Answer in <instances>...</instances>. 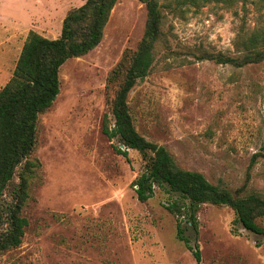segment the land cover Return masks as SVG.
<instances>
[{"label": "rangeland", "instance_id": "1", "mask_svg": "<svg viewBox=\"0 0 264 264\" xmlns=\"http://www.w3.org/2000/svg\"><path fill=\"white\" fill-rule=\"evenodd\" d=\"M84 1L0 0V87L27 33L57 38L66 13ZM256 1L178 5L173 13L163 8L175 55L158 61L133 87L128 104L136 131L164 147L178 167L231 192L264 196V62L234 68L183 59L191 60L186 53L201 46L235 56L238 36L264 28V8ZM22 15L28 26L13 28L12 17ZM145 21L138 0H117L101 43L61 66L59 93L38 128L42 180L23 211L22 243L0 255V264H197L176 239V219L164 207L176 195L156 188L147 202H138L139 153L129 150L125 159L116 152L117 139L102 132L106 114L113 124L107 75L125 49L136 48ZM234 219L227 206L199 208V264H264V236ZM258 224L264 230V219Z\"/></svg>", "mask_w": 264, "mask_h": 264}, {"label": "trees", "instance_id": "2", "mask_svg": "<svg viewBox=\"0 0 264 264\" xmlns=\"http://www.w3.org/2000/svg\"><path fill=\"white\" fill-rule=\"evenodd\" d=\"M138 1L146 10L143 36L135 49L123 51L107 75L105 90L113 124L110 126L106 114L102 132L109 140L117 139L116 152L125 159H128L129 150L139 153L144 171L133 181L138 202H147L156 188L176 195L164 207L176 219V239L199 264V208L206 204L227 206L235 214V224L250 233L264 236V230L258 224L264 219V196L243 193V188L231 192L211 184L197 171L178 167L164 147L146 140L136 131L128 95L139 81L153 72L158 61L175 55L164 29L166 13L163 8L173 13L178 5L200 7L222 3L230 7L239 0H174L165 4H160L159 0ZM116 2L85 0L81 6L70 9L62 21L60 35L55 39L29 31L11 76L0 87V255L22 243L27 226L23 211L31 199L32 186L42 180L41 164L35 156L40 118L52 107L59 93L60 68L70 59L87 55L101 43ZM256 3L264 8V0ZM235 44V56L208 51L201 46L186 53L191 60L183 59L184 62L209 61L234 68L264 62V28L238 36ZM161 50L164 54L158 57ZM164 65L170 67L166 62ZM256 158L257 155H253L251 163ZM14 177L18 181L10 187Z\"/></svg>", "mask_w": 264, "mask_h": 264}, {"label": "crops", "instance_id": "3", "mask_svg": "<svg viewBox=\"0 0 264 264\" xmlns=\"http://www.w3.org/2000/svg\"><path fill=\"white\" fill-rule=\"evenodd\" d=\"M23 19H24L23 15L18 17V18L12 17L11 26L13 28H17L18 30H20V28H23L24 26H28L27 22H25V20H23Z\"/></svg>", "mask_w": 264, "mask_h": 264}]
</instances>
